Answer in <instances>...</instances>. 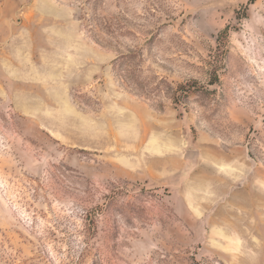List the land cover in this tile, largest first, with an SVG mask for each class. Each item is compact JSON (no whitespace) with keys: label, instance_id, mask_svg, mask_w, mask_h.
<instances>
[{"label":"rangeland","instance_id":"374dc122","mask_svg":"<svg viewBox=\"0 0 264 264\" xmlns=\"http://www.w3.org/2000/svg\"><path fill=\"white\" fill-rule=\"evenodd\" d=\"M0 264H264V0H0Z\"/></svg>","mask_w":264,"mask_h":264},{"label":"water","instance_id":"95a60500","mask_svg":"<svg viewBox=\"0 0 264 264\" xmlns=\"http://www.w3.org/2000/svg\"><path fill=\"white\" fill-rule=\"evenodd\" d=\"M185 160H187V161H188V160H189V158H188V157H186V158H185Z\"/></svg>","mask_w":264,"mask_h":264}]
</instances>
